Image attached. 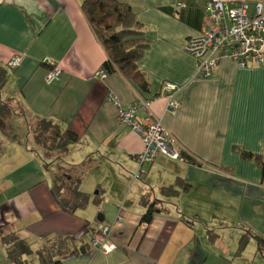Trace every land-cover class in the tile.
Listing matches in <instances>:
<instances>
[{"label": "crops", "instance_id": "0c3cea01", "mask_svg": "<svg viewBox=\"0 0 264 264\" xmlns=\"http://www.w3.org/2000/svg\"><path fill=\"white\" fill-rule=\"evenodd\" d=\"M120 1L131 5L150 40L138 61L151 83L149 91L141 92L119 72L97 76L107 53L82 0H0V64L8 67L14 55L22 56L17 68L8 67L0 91V101H10L15 110L5 129L0 127L6 136L0 148V264H13L3 242L13 232L31 245L33 253L24 259L34 263L37 250L70 235L73 247L81 250L62 256V264H229L213 248L222 235L215 234L211 246L210 232L236 227L239 239L246 230L264 236V180L255 158L241 154L246 150L264 159V65L240 67L226 58L209 77L198 75L186 42L200 31L208 0H181L184 8L176 6L180 0ZM247 1L253 9L258 0ZM48 60L62 70L52 82L47 81ZM165 82L178 85L176 113L168 110ZM111 97L123 108L150 100L149 109H137V116L150 112L161 119L202 164L160 153L140 165L143 140L120 123L119 106ZM38 117L79 137L49 167L26 125ZM15 118L24 121L26 131L13 130ZM60 167L85 170L80 187L88 179L97 194L103 192L96 222L80 209L72 213L60 207L52 192ZM178 177L190 189L163 196L160 188ZM143 194L149 201L159 199L147 227L140 224L146 211ZM228 209L232 220L226 218ZM119 215L123 220H117ZM107 226L108 241L116 245L108 254L93 245ZM234 263L264 264L255 238L237 252Z\"/></svg>", "mask_w": 264, "mask_h": 264}, {"label": "trees", "instance_id": "16d2710c", "mask_svg": "<svg viewBox=\"0 0 264 264\" xmlns=\"http://www.w3.org/2000/svg\"><path fill=\"white\" fill-rule=\"evenodd\" d=\"M182 3L184 6L181 8L186 7L183 1ZM81 7L107 53V58L101 69L105 71L106 75L119 72L141 92L149 91L151 83L146 73L140 69L138 61L144 56L150 45V40L146 37V32L131 5L120 0H82ZM7 75L8 67L0 64V91L7 81ZM13 112L15 110L10 101H0V127L3 130L5 129L6 120ZM26 125L35 143L44 150L45 167H49L53 161L60 159L62 154L66 153L70 146L79 139L75 132L62 130L59 124L48 118H34L27 121ZM2 145L3 141L0 139V148ZM241 154L244 158H255L260 167L261 179L264 180V159L262 156L246 150H243ZM181 158L192 164H202V161L196 155L185 148L181 153ZM54 174L52 192L60 207L72 213L84 208L89 200V195L80 187L83 179L81 173H78L73 167H60ZM190 187V183L182 177H178L175 184L163 186L160 191L163 196L169 197L178 195L181 190L187 191ZM101 202V198L96 199L97 204ZM141 202L146 206V211L141 215L140 224H145L147 227L157 211L156 204L159 199L149 201L146 195L143 194ZM250 238H255L257 249L264 257V236L255 234L250 230L243 233L238 252L246 247ZM55 239L60 245H51L50 248H47V243L44 248L37 250L39 261L34 263L24 259L25 255L33 253L31 245L14 232L3 236V242L7 246L8 259L13 264H62V256L73 249L75 252L81 250L73 247V238L70 235H59ZM49 242L53 243V241ZM94 247L96 246L94 245Z\"/></svg>", "mask_w": 264, "mask_h": 264}, {"label": "built area", "instance_id": "2783aa9c", "mask_svg": "<svg viewBox=\"0 0 264 264\" xmlns=\"http://www.w3.org/2000/svg\"><path fill=\"white\" fill-rule=\"evenodd\" d=\"M176 6H184L177 1ZM186 50L197 59V73L202 77H209L212 70L222 59H231L240 67L251 64L264 65V0L255 2L253 9L249 1L239 0L227 5L223 0H208L204 5V14L200 31L192 35L186 42ZM21 55H14L7 63L11 69L20 65ZM52 68L47 81L52 82L60 78L62 70L52 60H48ZM97 76L106 77L103 69ZM178 85L165 82L162 91L168 96V110L176 113L179 102L175 98ZM119 106V121L132 130L138 132L143 140L144 149L137 156L140 165L152 163L158 154L165 153L174 158H181L184 147L178 139L165 127L162 120L150 112L144 116H137V109H149L150 100H140L131 107ZM139 177V173L135 175ZM123 220L122 216L117 217ZM146 227V225L144 224ZM111 227L103 230V236L94 240V245L103 253H110L116 245L109 242Z\"/></svg>", "mask_w": 264, "mask_h": 264}, {"label": "rangeland", "instance_id": "374dc122", "mask_svg": "<svg viewBox=\"0 0 264 264\" xmlns=\"http://www.w3.org/2000/svg\"><path fill=\"white\" fill-rule=\"evenodd\" d=\"M5 124L7 125V122H5ZM12 126H13V130L16 129V131L18 133L27 130L25 123H24V121H22V119H21V121L17 118L12 120ZM5 137L6 136L4 135L3 130L0 128V139L3 141V138H5ZM3 145H4V141H3ZM55 161H53L51 164H53ZM16 165H18L17 162H16ZM53 165H55V164H53ZM77 172L78 173L81 172L82 177L85 174V170H83V171L77 170ZM91 186H92V184H90V182H88V179H87L85 182V185H84V189L81 188L84 192H86L89 195V200L87 202V205L84 208H80L79 212L82 214L84 213L85 216H87L86 218L89 219L90 221L96 222L97 216L100 212V209H99L100 205H98L96 203V199L101 197L103 192H101V194H97L96 193L97 188L96 187L94 188ZM110 205H112V203H110ZM96 208L98 209V211H95ZM92 210H94V211H92ZM226 212H227L226 218L232 220V213L233 212L230 209H228ZM238 231L239 230L236 229V227H230L227 229L224 228L223 232H221V230H219V229L217 231L213 230L212 232L209 233V235H207V243H209V244L212 243L211 246L215 245L214 244V240L216 238L215 234L222 235V237L220 236V238H219L220 241L215 246H213V248L215 250L219 251L218 252L219 254L225 256V259L228 261L229 264H236V263H234V260H236V255L238 252V250L236 251V248H237V246L239 244V240H240L239 239L240 237H238V233H239ZM52 241H53V243H51V242L48 243L47 248H50L51 245L52 246L53 245H58V246L60 245L56 239H53Z\"/></svg>", "mask_w": 264, "mask_h": 264}, {"label": "water", "instance_id": "95a60500", "mask_svg": "<svg viewBox=\"0 0 264 264\" xmlns=\"http://www.w3.org/2000/svg\"><path fill=\"white\" fill-rule=\"evenodd\" d=\"M99 219H100V220H102V219H103V217L101 216Z\"/></svg>", "mask_w": 264, "mask_h": 264}]
</instances>
